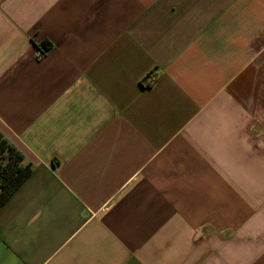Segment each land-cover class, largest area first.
I'll use <instances>...</instances> for the list:
<instances>
[{
  "label": "crops",
  "instance_id": "1",
  "mask_svg": "<svg viewBox=\"0 0 264 264\" xmlns=\"http://www.w3.org/2000/svg\"><path fill=\"white\" fill-rule=\"evenodd\" d=\"M0 133V264H264V0H0Z\"/></svg>",
  "mask_w": 264,
  "mask_h": 264
},
{
  "label": "trees",
  "instance_id": "2",
  "mask_svg": "<svg viewBox=\"0 0 264 264\" xmlns=\"http://www.w3.org/2000/svg\"><path fill=\"white\" fill-rule=\"evenodd\" d=\"M51 48L44 44L43 53ZM24 154L0 133V207L24 184L32 175V164H25Z\"/></svg>",
  "mask_w": 264,
  "mask_h": 264
},
{
  "label": "built area",
  "instance_id": "3",
  "mask_svg": "<svg viewBox=\"0 0 264 264\" xmlns=\"http://www.w3.org/2000/svg\"><path fill=\"white\" fill-rule=\"evenodd\" d=\"M155 81H156V77L154 76V74L151 73L150 75H148L147 82H149L150 85L155 83Z\"/></svg>",
  "mask_w": 264,
  "mask_h": 264
}]
</instances>
